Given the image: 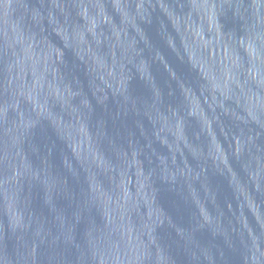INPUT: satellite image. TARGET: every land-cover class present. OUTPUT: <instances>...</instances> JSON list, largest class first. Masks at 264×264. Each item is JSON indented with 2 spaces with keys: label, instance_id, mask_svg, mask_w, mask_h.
Listing matches in <instances>:
<instances>
[{
  "label": "water",
  "instance_id": "water-1",
  "mask_svg": "<svg viewBox=\"0 0 264 264\" xmlns=\"http://www.w3.org/2000/svg\"><path fill=\"white\" fill-rule=\"evenodd\" d=\"M0 264H264V0H0Z\"/></svg>",
  "mask_w": 264,
  "mask_h": 264
}]
</instances>
